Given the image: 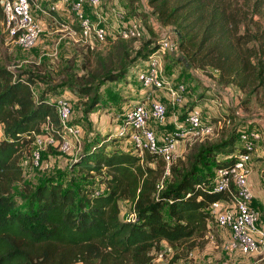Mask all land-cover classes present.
<instances>
[{
    "label": "trees",
    "instance_id": "obj_1",
    "mask_svg": "<svg viewBox=\"0 0 264 264\" xmlns=\"http://www.w3.org/2000/svg\"><path fill=\"white\" fill-rule=\"evenodd\" d=\"M134 2L126 5L132 16L139 14ZM147 4L158 24L176 38L173 65L187 74L210 75L219 87L244 94L245 101L253 98L264 104V0H147ZM158 46L144 41L129 64L101 73L99 85L118 83L129 67L147 61ZM37 77L0 67V264H151L163 244L173 253L177 246L205 236L209 224L215 223L210 205L226 199L211 191L212 179L216 170L234 164L243 130L232 128L216 143L193 144L186 163L172 162L165 177L167 165L159 156L140 155L126 138L96 135L73 162V168L85 172L82 186L51 178L31 187L23 184L20 158L44 128H60L49 99L63 86L74 85L69 81L46 87L35 96L32 87L41 80ZM73 91L87 96V112L102 101L90 86ZM203 101L202 94L195 105ZM226 115L222 119H228ZM119 140L122 144L116 146ZM88 172L102 176L97 190L95 182L86 181ZM260 176L264 181V170ZM18 184L22 192L14 194ZM120 201L128 202L134 222L121 220ZM173 256L175 262L179 256Z\"/></svg>",
    "mask_w": 264,
    "mask_h": 264
},
{
    "label": "rangeland",
    "instance_id": "obj_2",
    "mask_svg": "<svg viewBox=\"0 0 264 264\" xmlns=\"http://www.w3.org/2000/svg\"><path fill=\"white\" fill-rule=\"evenodd\" d=\"M119 4L127 9L126 5L120 1ZM45 5L42 3V6ZM54 6L55 8L58 7L57 4ZM32 13L36 19L41 17L34 10ZM135 16L142 23L146 22L147 28L153 30L156 36L149 35L150 39L148 40L154 44L163 39L171 40L173 38V35L167 30L156 31V27L149 23V20H157L153 18V14L149 18L144 13ZM38 21L42 27V33L33 48L24 50L11 42L5 32L3 20H0V67L10 70L16 75L24 74L26 77L27 74H32L35 77L38 76L37 78L40 77L41 80L32 87L35 96H39L46 87L71 81L74 85L72 87L63 86L55 97L63 96L69 101L71 105L70 124L76 125L80 131L76 137H73L58 129L44 128L42 133L36 136L43 144L38 166L32 162V153L37 148V144L33 143L20 158L19 164L23 172V184L37 187L41 182L58 178V181L65 185L74 183V187L82 186L81 182L85 178V172H79L77 168H73V162L80 155L84 145L93 140L96 135L115 138L119 127L126 122V111L135 104L142 103V95L148 96L150 93L149 101L151 102L157 100V97L166 98L168 95L163 90L146 92V89L142 88L138 81L139 66H135V64L128 68L127 76L118 83L99 85V75L105 71L119 69L123 64H129L131 59L135 57V53L146 41L145 38L133 42L116 40L113 43L95 44L85 48L74 44L65 32L57 31L56 26H53L50 21ZM71 21L73 20H68V22ZM164 74L167 77L173 74L172 80L186 86L187 98L190 103L195 104L198 97L203 94L204 101L196 104L195 107L203 109L204 122L216 124V129L211 135L199 136L191 141H179L173 152V163L183 160L182 164H185L184 158L188 148L193 144L216 143L224 139L235 127L243 131L249 130L250 127L260 131L259 125L264 124V104L262 101H256L253 98L245 101L244 94L237 95L235 93L230 98L226 93L231 87L228 89L219 87L214 77L209 75L208 78V75L200 71H193L192 74L184 73L181 66L173 65L169 55L164 57ZM86 85L103 96L100 105L96 106L92 112L86 111L87 96H78L73 91L77 87ZM231 90L233 89L231 88ZM223 114L229 116V124L226 123L227 118L222 119ZM165 117L166 121L164 122L167 124L171 117L169 110ZM219 121L221 123L218 125L217 122ZM167 129L168 127L165 130ZM260 132L262 140L252 156V164L261 163L259 170H263L264 130ZM50 138L54 142L46 144L45 140ZM64 140L70 144V150L65 153L60 150ZM118 143L116 146H120L122 141L119 140ZM167 170L168 167L166 166ZM101 177L88 172L86 181L95 182L97 190ZM13 192L14 194L21 193L22 184L16 185ZM119 208L121 209L120 218H122V214L130 211V205L126 201H120ZM228 240V232L219 229L215 223L211 222L208 232L203 238H193L189 242L177 246L173 253L169 251L168 245L163 244L161 251L166 254L167 264L172 262L173 255H178L179 258L172 264H264V250L257 254H244L237 249L229 250L226 247Z\"/></svg>",
    "mask_w": 264,
    "mask_h": 264
},
{
    "label": "built area",
    "instance_id": "obj_3",
    "mask_svg": "<svg viewBox=\"0 0 264 264\" xmlns=\"http://www.w3.org/2000/svg\"><path fill=\"white\" fill-rule=\"evenodd\" d=\"M59 2L69 6L74 14L73 21L59 20L55 16V6L44 8L41 0H0L5 32L11 42L24 50H29L36 45L42 33V27L32 13L33 10L50 19L58 26L59 31L65 32L74 44L81 47L113 43L116 40L144 39L141 20L137 16L130 15L127 9L119 4L111 7L110 13L114 19L110 21L102 18L98 12L94 13L97 20L90 19L83 12L86 5L95 9L101 0H59ZM176 51V40L163 39L150 58L139 65L138 70V81L141 87L147 90L165 91L172 104L181 103L186 93L184 84L175 82L164 74V57ZM49 102L54 105L59 119L58 130L76 137L80 130L76 125L70 124L69 101L63 96H58L50 98ZM165 116L166 105L162 102L152 103L150 106L134 105L127 110L126 122L119 127L116 135L120 139L126 138L133 150L140 155L147 152L159 156L168 167L173 161V152L179 141H191L199 136H208L216 129L215 123L203 121L201 111L193 110L187 114L180 126L159 140L152 125L162 124ZM219 123L221 121L217 122L218 125ZM226 123L229 124V120H226ZM261 140V132L258 130L242 131L234 164L229 168L216 170L211 182V191L223 193L226 199L212 203L209 211L216 226L229 234L226 247L229 250L237 249L244 254H257L264 250V225H259V215L251 206L253 196L248 187L252 156L257 151ZM34 141L37 148L32 153V162L38 166L43 144L36 136ZM53 142L51 138L45 140L46 144ZM60 150L63 153L69 151V142L64 140ZM158 188L161 189L162 185L160 184ZM135 219L134 212L130 211L122 214L121 218L123 222H134ZM152 257L151 264H167L166 254L163 252L156 253Z\"/></svg>",
    "mask_w": 264,
    "mask_h": 264
},
{
    "label": "crops",
    "instance_id": "obj_4",
    "mask_svg": "<svg viewBox=\"0 0 264 264\" xmlns=\"http://www.w3.org/2000/svg\"><path fill=\"white\" fill-rule=\"evenodd\" d=\"M119 1L124 5L128 4V0H101L98 7H96L95 9H92L91 7L86 5L83 12L92 20H97L94 13L98 12L102 16V18H104L105 20L111 21L114 19V16L110 13V9L112 6H117V4H119ZM41 3L46 4L44 6V8H47L51 5L57 4L58 7L56 8L55 16H57L59 20H66V21L74 20V14L71 12L69 6L60 3L59 0H57V1H55V0H41ZM133 6L135 7V12H137L139 14L144 13L147 15V18H149V16L151 14H153L151 9L148 7L147 0H135V2L133 3ZM38 16L42 17V18L40 17L38 19L40 21H42V20L50 21V19L45 18L41 14H38ZM153 18L156 19L154 14H153ZM144 22H145V20H144ZM149 23H151V25L153 27H156V31H160V29H161V31H163V29L167 30L166 28L161 27L158 24L157 20H149ZM51 24L53 26H56L57 31H59L58 26L56 24H54L52 22H51ZM142 30L144 32V38L147 41L148 39H150L149 38L150 34L147 30L146 22L142 23ZM168 32H170V31H168ZM170 33L173 35L172 32H170ZM172 37H173L171 39L172 41L176 40L175 36H172ZM174 55H175V53L169 54L170 60H171V57H173ZM176 58H178V56ZM175 66H177V65H175ZM172 76L174 77V75L172 74V75H170V78L173 79ZM181 80H182V78H181ZM174 81L177 82L176 80H174ZM228 88H230V87H227L225 89H228ZM232 89L233 90H231V88L228 89V93H226L228 95V97L231 98V95L234 93L237 95H242V93H240L238 90H236L234 88H232ZM150 91H156V90H149V92ZM159 91H161V90H159ZM142 96H141L142 103H137V104H144L146 106H150L151 103L162 102L166 105V110H167L166 114H168V110H169V114L171 117H170V121L167 124L165 122H163L160 125H158V124L152 125V128L154 129V132H155V134L159 140H161L163 136L174 131L177 126H180L184 122V119L187 116V114L191 113L193 110H199L201 112L203 111L202 108L195 107L196 106L195 104L190 103L188 101L187 93L184 94L183 101L179 104H172L170 102L169 96H167L168 99H167V97L166 98L157 97L158 99L153 101V102L149 101L150 93H148V96L146 94L142 95ZM187 103H189V104L187 105ZM137 104H135V105H137ZM198 104H200V103H198ZM130 109L131 108H129L128 110H130ZM164 121H166V117H165ZM166 127H168L167 130H165ZM259 129H260V131L264 130V124H260ZM185 141L186 140H182L181 142H185ZM260 164L261 163L251 165V172H250V175L248 178V187L251 190V193L253 196L251 206L253 208H255V210H257V212H258L259 225H264V181L261 179V176H260V173L262 171V170H259L261 167Z\"/></svg>",
    "mask_w": 264,
    "mask_h": 264
},
{
    "label": "water",
    "instance_id": "obj_5",
    "mask_svg": "<svg viewBox=\"0 0 264 264\" xmlns=\"http://www.w3.org/2000/svg\"><path fill=\"white\" fill-rule=\"evenodd\" d=\"M178 59H179V61H181L185 65V67L188 66L187 62L185 60H183V58L181 56L178 55Z\"/></svg>",
    "mask_w": 264,
    "mask_h": 264
}]
</instances>
